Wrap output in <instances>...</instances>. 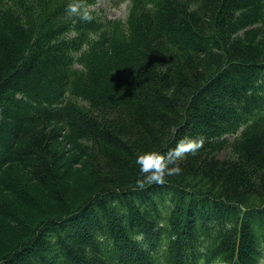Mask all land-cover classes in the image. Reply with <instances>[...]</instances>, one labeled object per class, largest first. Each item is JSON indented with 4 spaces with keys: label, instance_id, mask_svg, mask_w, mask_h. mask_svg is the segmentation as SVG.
Instances as JSON below:
<instances>
[{
    "label": "trees",
    "instance_id": "1",
    "mask_svg": "<svg viewBox=\"0 0 264 264\" xmlns=\"http://www.w3.org/2000/svg\"><path fill=\"white\" fill-rule=\"evenodd\" d=\"M130 1L0 0V264L264 259V0Z\"/></svg>",
    "mask_w": 264,
    "mask_h": 264
},
{
    "label": "clouds",
    "instance_id": "2",
    "mask_svg": "<svg viewBox=\"0 0 264 264\" xmlns=\"http://www.w3.org/2000/svg\"><path fill=\"white\" fill-rule=\"evenodd\" d=\"M92 5L87 0H71L66 6V13L71 17H78L80 21L91 22ZM204 137L182 138L174 148L166 154L159 151H146L138 155L136 164L140 169V177L136 180V187L144 189L146 185L157 184L163 186L166 177L179 175L182 172L180 162L189 154L195 155L204 145ZM214 264H223L219 259ZM264 264V259L260 260Z\"/></svg>",
    "mask_w": 264,
    "mask_h": 264
},
{
    "label": "rangeland",
    "instance_id": "3",
    "mask_svg": "<svg viewBox=\"0 0 264 264\" xmlns=\"http://www.w3.org/2000/svg\"><path fill=\"white\" fill-rule=\"evenodd\" d=\"M130 0H98L91 9H95L110 19H125L130 6ZM221 156L224 154L221 153Z\"/></svg>",
    "mask_w": 264,
    "mask_h": 264
}]
</instances>
